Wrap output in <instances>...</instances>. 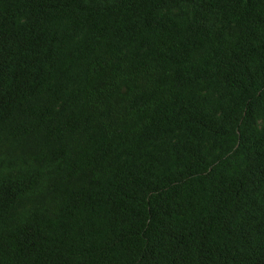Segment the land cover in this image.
Masks as SVG:
<instances>
[{
    "label": "trees",
    "instance_id": "obj_1",
    "mask_svg": "<svg viewBox=\"0 0 264 264\" xmlns=\"http://www.w3.org/2000/svg\"><path fill=\"white\" fill-rule=\"evenodd\" d=\"M0 264H264V0H0Z\"/></svg>",
    "mask_w": 264,
    "mask_h": 264
}]
</instances>
